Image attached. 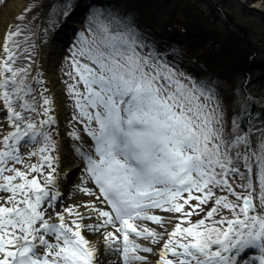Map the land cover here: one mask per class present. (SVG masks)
Returning <instances> with one entry per match:
<instances>
[{"label": "snow or ice", "instance_id": "obj_1", "mask_svg": "<svg viewBox=\"0 0 264 264\" xmlns=\"http://www.w3.org/2000/svg\"><path fill=\"white\" fill-rule=\"evenodd\" d=\"M89 25L72 52L73 71L68 75L74 83L67 91L94 141V155L80 154L98 191L79 188L94 199L63 213L54 211L62 199L59 161L52 154L56 144L43 130V125L55 123L52 101L43 99L48 119L40 127L16 110L14 103L35 112L26 101L19 103L25 89L9 63H14L13 54L3 47L7 60L0 59V107L15 130L0 135V264H105L113 255L122 264H149L139 253L156 254L155 250L135 238L155 245L163 242L157 264H264V213L257 212L264 208V155L258 157L255 173L258 197L254 198L251 179L242 185L248 194L237 193L230 180L243 177L241 159L249 176L253 174L246 153L232 155L247 143L246 137L225 139L210 92L185 85L166 66L142 56L137 34L117 17L94 11ZM30 92L31 88L25 95ZM71 135L80 139L76 132ZM25 138L43 144L30 153L40 154L41 162L20 171L9 165L22 163L18 146ZM32 173L36 176L29 178ZM217 191L228 195L217 196ZM210 202L214 206L193 222L191 217L204 213ZM151 210L179 214L180 222L168 231L171 219ZM222 210L231 215H222ZM53 216L58 222H52ZM86 218L97 223L85 224ZM143 221L160 231L138 223ZM85 229L104 230L102 252L85 238ZM252 249L259 256L248 261L245 257Z\"/></svg>", "mask_w": 264, "mask_h": 264}, {"label": "rangeland", "instance_id": "obj_2", "mask_svg": "<svg viewBox=\"0 0 264 264\" xmlns=\"http://www.w3.org/2000/svg\"><path fill=\"white\" fill-rule=\"evenodd\" d=\"M10 1L11 0H0V28L4 27V21L2 18L3 8ZM49 2H51V0H23V6L21 7L20 11H18L17 14L14 15L13 20H11L9 24L7 25L6 27L7 31L3 35V39H0V48H1L0 53L3 51L4 45H7L9 51L13 54L14 63L12 61H9V63L12 65L14 71H18V75L16 77L17 83H20L21 81L23 82L22 86L25 89V92H27V90L31 88L30 94L25 95V92H21L20 96H22L25 99L24 101H26L29 105H31L32 108L35 109V112L26 111L20 108L17 103H14V106L16 107V110L21 112L23 116L31 118L32 122L33 123L36 122V124L38 123L39 121L38 118L40 117L38 112L40 111L42 114L44 113L45 106H43V99L47 96V92H48L47 82L46 81L43 82L41 79H39V76H35L36 71L38 69V65L40 63L39 62V45H41V43L46 38V34L49 32L48 30H45V29L47 27L51 29V27H53L54 25V20H56L57 18L59 20L60 18L59 17L60 15L58 14L57 10L47 9V5ZM122 4H125V2L122 1L120 5ZM166 4H169V3L166 2ZM253 4L257 5L260 8H264V0H255ZM236 6L239 7L238 4ZM166 13L168 14L171 12H169V10L167 12L166 10L165 14ZM57 14H58V17H55ZM203 15H205L204 17H206L208 16V13H205V14L203 13ZM45 17H47V19H45ZM256 17H259V14H253L250 19L254 20ZM49 19L50 21H48ZM40 23L42 25L41 28H40ZM258 27L259 25L257 24L256 28ZM88 28H89V25L86 24V22H84L82 26H81V22H77L76 23L77 31L75 32L76 33L84 32L87 35L88 33L86 32V30ZM256 28H255V31L257 30ZM45 31H48V32H45ZM262 32L264 33V28H262ZM10 34H14V35H11V38L9 39ZM38 36H40V38ZM76 38L77 39L79 38V34L76 36ZM77 42L78 40H75L70 44V47L63 49V54L61 55V57L59 56L60 59L58 61V64L55 66L54 72H53L56 76V80H57L56 82L58 83L59 81L61 85H66L67 88L69 84L74 83V81L70 78L68 73L73 71L72 64H71V57H72V52ZM193 47L197 48V50L199 51H203L206 49L207 45L205 42L201 41L200 43L193 44ZM137 51L142 55V52L139 49H137ZM147 53H144L146 54L145 56H150ZM4 54H5L4 60H7V54L6 53ZM161 56L162 55H160V58L156 55L153 57L151 56L152 63L156 65L166 66V68L170 69L173 73H175V77L178 80H180L182 83H184L185 85L189 87H192L193 85L198 86V87H204L205 89H207L206 91L210 92V94L212 95V100L210 102L211 106L212 107L218 106V113L221 117L224 136L225 138H227L228 131L230 129V124L232 121L229 111L234 112V109H229L227 107L228 102H227L226 95L221 96V97L217 96L216 90L212 89L213 87H206L208 86L207 85L208 82L205 80L204 81L201 80L203 73L199 72V74L193 73L189 75L186 72L187 73L186 74L185 73L186 70L180 68L179 64H178L179 67L173 66L169 64L168 62L169 60H161L162 58ZM225 56L234 57L233 53H225ZM45 65L47 66L48 64H45ZM197 66L199 65L197 64ZM21 69L25 71H19ZM233 73L237 75V71H233ZM34 87H39L38 88L39 93L35 91L36 88ZM61 90L63 91L64 87ZM61 90L57 92L56 96L61 94L60 93ZM261 97L262 99H264L263 92L261 93V96L259 98ZM67 98L70 102L73 103L72 105L75 106L74 100L69 95L68 91H67ZM231 98H232L231 101L233 105L236 104L237 99L233 96ZM13 101L15 102L16 98ZM19 103H23V102L19 101ZM38 104L40 105L39 108L37 107ZM6 115H7L6 109H2V110L0 109V122H3V128H0V133L2 131H11L12 129H13L12 131L15 130L11 126V124L7 122ZM44 117L45 119L47 118V116L45 115ZM77 120L78 121L80 120L78 117V114H77ZM228 140L231 141L230 139ZM255 142L258 144V146L264 145V137H256ZM12 143H15V142L13 141ZM237 150L233 149V152H232L233 157H235L237 153L241 154L244 152V151L235 152ZM32 152H38L36 150V146L34 142L21 145V147H19V153L22 157V163L15 164V165L10 164L9 166H14L20 171H26L29 165L37 164L36 157L39 158V155H40L38 154L36 156H31L30 153ZM244 162H245L244 160L243 161L240 160L239 165H238L240 167L241 172L244 173L243 177L236 176L230 180V183H232V186L235 189V191L241 195H247V191L245 190L244 187H242V185L247 184V182L249 181V175H248L247 169L244 167V164H245ZM46 170H45V174L47 173ZM6 174H9V173H6ZM34 175L35 173L30 174L29 178H32ZM254 176H255V179L257 180V176L256 175ZM40 179L43 180V176H41ZM257 184H258V180L256 182V185ZM218 193L219 191H217L216 193L217 196H218ZM226 193L227 192H223L221 195H225ZM258 194H259V188L257 189V196ZM230 200L234 201L235 197L231 196ZM192 203H195V201H193ZM257 204H259V201L257 202ZM210 206H212L211 202L208 205L204 206V209L206 208L208 210ZM257 212L264 213V208L258 207ZM201 215H197L196 218H194L195 216H193L194 218L193 220H197L200 217H203ZM230 215L231 213L229 214L227 213V216H230ZM172 219L174 221H178V219H176L175 216H173ZM216 219H219V218H216Z\"/></svg>", "mask_w": 264, "mask_h": 264}, {"label": "bare ground", "instance_id": "obj_3", "mask_svg": "<svg viewBox=\"0 0 264 264\" xmlns=\"http://www.w3.org/2000/svg\"><path fill=\"white\" fill-rule=\"evenodd\" d=\"M22 6H23V0H11L3 8V16H2V18H3V21H4V27L0 28V39H3V35L6 33L7 25L9 24V22L11 20H13L14 15H16L18 11H20ZM55 50H57V48H55ZM4 58H5V54H4V51H2L0 53V59L4 60ZM55 59H56V53H54L52 55V58L48 61V65H49L48 69L50 70V72L49 73L47 72V75H45L46 79H47V82H48L47 83L48 84V92H49L50 95H53V93L58 90L57 86H56V82L54 80V73L51 71ZM52 105H53V102H52ZM61 110H62V106H60V108L57 107V106H54L50 113H51V115L56 117L58 114H60ZM58 116L60 117V115H58ZM62 149H64V148H62ZM56 157H58V161H59L58 165L56 166L57 167V183H58V186H59L60 190L62 188L66 189L67 188L66 187L67 184L65 183V178H67V176H72L73 175L74 170H72V169H74V166L76 165V162L78 161L76 159H78V158H76V156L75 157L71 156L73 159H75V160L72 161L70 159H67L69 157L68 154L62 155V154H59V153L56 154ZM69 173L71 175H67ZM79 188H81V187H79ZM93 199L94 198H92V200ZM81 203L84 204V200L82 199V197H79V196L71 201L72 206L73 205H81ZM80 210L82 212L84 211L83 208H81ZM151 211H152L153 214H157V215H160V216L165 215V212H162L160 210H151ZM138 223H142L143 226H147L149 228H154L157 231H160L159 227L157 225H155V224H152L151 221H143V222H138ZM108 231H111V229H108ZM97 233H98L99 236H101L99 232H97ZM84 235H85V238L88 239L90 241V243L95 245L98 249H100L101 252L104 250L105 244H104L102 236H101L102 241L99 244L98 243L99 242V237H98V235L96 233L93 234V235H87L85 233V231H84ZM131 238L132 237H130V239ZM135 241L137 243H140V244L144 245V246L152 247L155 250L156 254H158L161 251V249H162V243L163 242H161V245H155V244H151L150 241L142 240L140 238H135ZM97 244H98V246H97ZM139 254L146 256L148 258L149 264H157L158 257H157L156 254H153V253H139ZM117 258H118V256L116 255V256H113L111 258V260L112 259L116 260ZM108 263H110V262H105V264H108ZM114 263L118 264L117 261H114Z\"/></svg>", "mask_w": 264, "mask_h": 264}, {"label": "trees", "instance_id": "obj_4", "mask_svg": "<svg viewBox=\"0 0 264 264\" xmlns=\"http://www.w3.org/2000/svg\"><path fill=\"white\" fill-rule=\"evenodd\" d=\"M162 1L164 0H143L141 3H139L140 5H138L139 6L138 9H136L134 12L143 21H147L148 19L152 17L154 7L157 6ZM251 1H254V0H251ZM213 7L214 6H212V8ZM216 14H218L219 16V13H216ZM198 16L200 15L196 14L195 22L200 20ZM230 20H231V17H228L226 19V24L224 25V29L222 28H220L219 30L215 29L214 31L210 32V34H208L206 39L211 45L214 46L216 50H219L221 48L228 49V46H231L230 50H239V52L242 53L243 48H246V46L248 47V45H250L249 38H248L249 35L247 36V33L244 29H241L242 31L240 33L235 32L234 31L235 28L232 27L231 23L229 22ZM230 50L228 49L226 51L230 52ZM248 50L251 51L249 47H248ZM215 51L214 53L211 54L212 58H218V52L215 53Z\"/></svg>", "mask_w": 264, "mask_h": 264}]
</instances>
